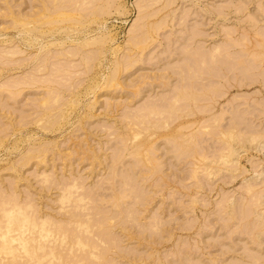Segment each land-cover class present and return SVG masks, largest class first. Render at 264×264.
Listing matches in <instances>:
<instances>
[{"label": "rangeland", "instance_id": "obj_1", "mask_svg": "<svg viewBox=\"0 0 264 264\" xmlns=\"http://www.w3.org/2000/svg\"><path fill=\"white\" fill-rule=\"evenodd\" d=\"M58 7L62 9L59 12L66 11L74 15V18L80 17V21L74 19V22H68V19H62V22L54 21V25L46 23L45 26L39 22L40 26L35 23L38 22L35 19L31 24L32 18L38 17L39 12L44 14L45 10H49L53 16L60 10ZM263 10L264 0H0V191L3 187V193L7 190L4 197L7 198L6 194L11 197L9 193L13 192L12 188L17 187L15 196H21V202L25 200L28 203V200H33V203L36 199L33 204L43 212L42 214L50 215L54 221L57 220L55 222L61 220V228L63 223H66L65 227L74 226L75 231H70L73 234L78 232L79 227L78 225L76 228L74 223L73 209L76 205L79 209V205L84 204L86 209L83 206L81 207L84 209H79L82 213L75 207L80 212L77 217L87 221L92 219L94 226L89 229L103 233L93 235L94 232L84 226L88 232L84 231L78 235L87 236L88 240L91 238L94 244H98L95 245L98 246L95 247L98 251L95 250L97 252L94 253L100 252L101 255L105 250L104 256L99 255L102 259L94 261L90 255H86L88 252H85L84 247L79 246L78 250L77 245L73 246V254L76 250H83L82 256L89 257L87 259L75 255L77 259L82 258L84 264H264V202L261 205L259 201L253 200L255 190L257 195H264V145H261L264 142L262 139L257 145V141L249 140L251 135L263 134L259 133L261 130L264 132V59L261 60L262 63L259 60L264 52H261L264 47ZM20 16L24 17L23 20L29 18L26 21H32H28L27 26L25 22L24 27ZM13 17H17V20ZM74 24L76 25L73 26ZM132 29H136L134 31L137 33L131 32ZM192 36L196 37V40ZM95 37H103V40L98 39L102 42L99 43ZM200 38L203 40H199ZM90 39L94 41L91 42ZM84 42L93 44L87 45ZM216 46L219 51L223 49L221 55L219 51L216 54L219 58L212 54L216 53L213 50ZM15 49H18V53L13 56L14 53L11 52V56L8 55L9 51L15 52ZM4 52L7 57L3 56ZM196 52V55H192ZM245 52H248L247 55ZM256 55L261 57L255 58ZM214 57L216 59H213ZM201 71H205L204 74ZM179 92H188L189 98H186L193 99L192 102L189 100L190 103H187L185 96L183 100V94ZM177 93L179 97L182 96L177 97ZM191 95H195L197 100L194 101ZM174 97L179 102L174 103ZM42 98H48L51 103L47 99L48 103L44 104L46 100ZM71 102L73 104L70 105ZM188 108L191 109L190 114L185 111ZM208 108H212L211 114L207 111L211 110ZM160 110L162 114L156 115ZM59 114H62V117H59ZM141 116L143 119H140ZM42 117L47 126H40L43 123L39 121ZM222 117L224 119L221 120ZM49 118L59 123L53 124L55 122L52 121L54 127H49ZM138 119L151 122H146V125L144 121L139 122L143 123L142 127H139L140 125H134L133 122ZM164 121L170 124L167 126ZM229 125L235 129L229 127L231 129L225 130H234L238 134V130H241L240 135H245L239 138L243 144L235 139L238 145L234 139L230 140L231 138L228 140L233 143L223 142L226 139L221 136L220 130L224 131L222 126ZM150 126L156 131H152V127L148 130ZM130 127L136 132L138 130L140 134L135 133L136 136H133L134 130H129ZM209 127L215 128L210 130L212 128ZM251 129L254 130L253 134H250ZM179 131L183 134L182 139L180 135H175ZM190 133L192 137L194 135V139L189 138L187 141ZM170 134L174 135L169 137ZM129 135L133 136V141L139 138L135 144L132 142L133 149L126 142ZM173 136L176 138L173 139ZM234 137L238 140L239 136ZM145 139H150V145ZM140 140L142 141L138 145ZM129 141L131 144L132 140ZM180 141L185 145L182 146ZM143 142L146 143L142 144ZM225 143L229 144V147H226ZM135 145L147 146L141 150ZM224 146L228 150H224ZM230 146L235 150L231 148L233 151L229 154ZM147 148L153 149L149 150L153 155L150 157L155 160L152 166L143 164L146 161L142 156V162L138 161L133 152L141 150L140 152L146 151L149 155ZM31 150L37 151L34 154H38V150L39 153L45 150L46 153H42L47 155L45 161L42 160L41 163L30 159L32 161L26 163L25 160L34 155ZM220 153H228L226 162L219 158ZM39 155L37 157L41 160L43 156ZM35 157L34 155L33 159H37ZM36 161L40 163L34 164ZM212 163L214 165H210ZM211 168L215 174L208 173ZM45 174H49L47 176L53 181L51 182ZM252 178L254 184L250 180ZM72 180H79L81 184H85L84 188L71 187ZM58 181H61L59 183L68 191L80 188L81 191H71L73 194L69 195L66 190L65 195L71 198L62 200L60 192L63 185H57ZM64 183L72 189L67 188ZM251 183L256 185L253 186L255 189L247 192ZM2 192L0 200L3 197ZM80 192H85L81 197L87 196L84 201L74 199L79 198ZM1 209L0 213L3 212ZM254 209L258 210L254 212ZM68 210L72 212V217H67ZM76 210L74 212L77 213ZM3 216L4 213L2 220L5 218ZM110 217L111 223L105 224L104 222H109L107 219ZM68 218H72V225H68L71 219L66 222ZM1 224L3 223L0 222ZM100 224H109L111 228ZM14 227L19 231L23 229L20 222ZM81 228L78 233L84 230ZM66 230L64 231L69 233L70 229ZM13 232L9 233L10 237L6 235L3 238L0 235V241L3 242L2 238L14 237L12 234L17 236L16 238L21 236L18 231ZM22 232V236H29L30 227ZM97 235L101 236L100 240ZM17 241H11L10 245L21 247L20 241ZM47 241L44 243L49 244ZM106 249L111 250L108 253ZM2 250L0 261L3 262V258L8 260L7 257L11 254L5 249ZM64 250L70 252L68 248ZM22 252L24 253L22 248L20 252L17 251L19 255ZM73 254L69 253V256ZM20 256L19 259L23 258ZM24 256L27 257L26 254ZM70 257L69 261H78L76 257H71L73 260ZM65 258L68 261V258ZM20 261L25 264L30 262L27 259V262L24 259Z\"/></svg>", "mask_w": 264, "mask_h": 264}, {"label": "bare ground", "instance_id": "obj_2", "mask_svg": "<svg viewBox=\"0 0 264 264\" xmlns=\"http://www.w3.org/2000/svg\"><path fill=\"white\" fill-rule=\"evenodd\" d=\"M73 1H75V0H73ZM92 1V0H91ZM232 1H235V0H232ZM57 2V1H56ZM59 2V1H58ZM79 2V1H78ZM86 2V1H85ZM89 1H87L86 3H88ZM112 2V1H111ZM247 2V1H246ZM62 3V2H61ZM67 3H68V1H67ZM248 3V2H247ZM44 4V3H43ZM54 4V3H53ZM63 4H64V1H63ZM76 4V3H75ZM103 4V3H102ZM107 4V3H106ZM113 4H114V2H113ZM239 4V3H238ZM251 4V3H250ZM9 5V4H8ZM45 5V4H44ZM55 5V4H54ZM60 5H62V4H60ZM65 5V4H64ZM78 6V5H77ZM109 7L111 6V5H108ZM248 6V5H247ZM99 7V6H98ZM73 8V7H72ZM101 8V7H100ZM43 10H44V8H42ZM51 9V8H50ZM58 9H60V7H58ZM81 9V8H80ZM225 9H227V8H225ZM9 10H10V8H9ZM40 10V9H39ZM67 10V9H66ZM72 10H74V9H72ZM108 10V9H107ZM239 10V9H238ZM238 10H236L237 12H238ZM47 11H49V10H47ZM46 10H45V13L47 12ZM55 11V10H54ZM56 11H57V8H56ZM56 11L54 12V13H56ZM59 11H62V9H60V10H58L57 12V14H55V15H51L50 14V11L48 12V14H41L40 12L38 13V17L37 16H35L33 13H32V15H34L35 17L34 18H32L33 19V21L31 20V18H30V20L32 21H29V20H27L26 21V19H29V18H25V20H23L24 19V17L22 18L21 16V18H22V20L24 21L23 22V24H22V21H21V24L24 26V27H26L27 25H28V21H29V23L31 22V24H33L34 23V20L36 19V21H38V22H35V23H37L38 25H40L39 24V22L41 23V25H45L46 23H49L50 25H54L56 22H54V21H59V22H62V19H64V20H66L67 21V19L69 20L68 22H71V21H75L74 19H76V20H78V21H80L79 19H81L80 17H79V19H77V17L75 16V18H74V15H72V14H68L66 11H64V12H59ZM76 11V10H75ZM258 11V10H257ZM264 11V10H263ZM38 12V11H37ZM95 12H97V11H95ZM101 12V11H100ZM221 12V11H220ZM235 12V11H234ZM53 13V11H52V14H54ZM106 13V12H105ZM20 14V13H19ZM81 14V13H80ZM95 14V13H94ZM222 14V13H221ZM238 14V13H237ZM225 15V14H224ZM226 15H227V13H226ZM225 15V16H226ZM232 15V14H231ZM230 15V16H231ZM259 15L260 14H258V16L257 17H259ZM24 16V15H23ZM26 16V15H25ZM82 16H84V14L82 15ZM96 16V15H95ZM256 16V15H255ZM19 17V18H20ZM37 17V18H36ZM143 17V16H142ZM142 17H141V19H142ZM13 18H15V17H13ZM19 18H18V21H19ZM253 18H254V16H253ZM262 18V17H261ZM89 19H91V18H89ZM222 19V18H221ZM14 20H17V17L14 19ZM61 20V21H60ZM18 21H16V22H18ZM43 21H44V23H43ZM11 22H13V21H11ZM26 22V26H25V23ZM51 22H52V24H51ZM67 22V23H68ZM14 23H15V21H14ZM20 23V22H19ZM254 23V22H253ZM58 24H61V23H58ZM58 24H56V25H58ZM88 24V23H87ZM90 24V23H89ZM19 25V24H18ZM22 25H20V26H22ZM40 25V26H41ZM47 25V24H46ZM45 25V26H46ZM76 24H74L73 26H75ZM143 25V24H142ZM257 25V24H256ZM22 26V27H23ZM33 26V25H32ZM36 26V25H35ZM60 26V25H59ZM15 27V26H14ZM19 27V26H18ZM30 27V26H29ZM263 27V26H262ZM43 28V27H42ZM60 28V27H59ZM76 28V27H75ZM30 29V28H29ZM33 30H34V28H32ZM77 29V28H76ZM138 29V28H137ZM24 30V29H23ZM26 30H28V29H26ZM35 30H38V29H35ZM39 30H41V29H39ZM133 31H131V32H133V33H137V32H135L134 30H136V29H132ZM142 30H143V28H142ZM30 31H31V29H30ZM65 31V30H64ZM140 31V30H139ZM33 32V31H32ZM36 32H38V31H36ZM50 32V31H49ZM52 32V31H51ZM72 32V31H71ZM55 33V32H54ZM58 33V32H57ZM73 33V32H72ZM262 33V32H261ZM194 34H196V33H194ZM200 34V33H199ZM231 34V33H230ZM41 35V34H40ZM52 35V34H51ZM55 35V34H54ZM68 35V34H67ZM262 34H260V36H261ZM138 37H139V35H137ZM199 36H201V34L199 35ZM199 36H197V37H199ZM98 37V36H97ZM104 37V36H103ZM103 37L102 38H100V40H103ZM107 37V36H106ZM105 37V38H106ZM130 37V36H129ZM135 37V36H134ZM137 37V38H138ZM147 37V36H146ZM96 38V37H95ZM95 38H94V40H95ZM98 38V39H99ZM131 38H133V37H131ZM192 38H194L193 36H192ZM196 38V37H195ZM194 38V39H195ZM97 39V38H96ZM97 39V40H98ZM140 39V38H139ZM193 39V40H194ZM232 39V38H231ZM247 39V38H246ZM94 40H92V41H94ZM97 40H95L94 42H96ZM100 40H98L99 41V43L100 42H102V41H100ZM134 40H137V39H134ZM192 40V39H191ZM191 40H189V41H191ZM196 40V39H195ZM199 40H203V38H200ZM228 40V39H227ZM262 40H263V38H262ZM89 41H91V39L89 40ZM91 41V42H92ZM186 41H188V39L186 40ZM247 41H248V39H247ZM87 42V41H86ZM86 42H84L85 44H87V45H90V44H93V43H86ZM132 42H135V41H132ZM141 42V41H140ZM143 42V41H142ZM262 42V41H261ZM145 43V42H144ZM190 43V42H189ZM193 43V42H192ZM235 43V42H234ZM263 43V42H262ZM52 44V43H51ZM130 44H132L131 42H130ZM129 44V45H130ZM135 44H136V42H135ZM229 44V43H228ZM245 44V43H244ZM260 44V43H259ZM53 45V44H52ZM55 45V44H54ZM63 45V44H62ZM84 45V44H83ZM137 45V44H136ZM146 45V44H145ZM222 45H224V44H222ZM227 45V44H226ZM263 45V44H262ZM48 46H50V45H48ZM185 46H187V45H185ZM191 46V45H190ZM264 46V45H263ZM133 47H134V45H133ZM196 47V46H195ZM219 47H222V46H220L219 45ZM184 48H186V47H184ZM202 48V47H201ZM223 48V47H222ZM234 48H235V46H234ZM246 48V47H245ZM254 48V47H253ZM262 48H264V47H262ZM262 48H261V52H263L264 50H262ZM79 49V48H78ZM144 49V48H143ZM199 49V48H198ZM213 49V48H212ZM226 49V48H225ZM224 49V50H225ZM228 49V48H227ZM226 49V50H227ZM231 49H232V47H231ZM16 51L14 52V51H9V54L8 55H10L11 56V52H12V54H13V56L16 54V52L18 51V49H15ZM141 50V49H140ZM182 50V49H181ZM213 50H215L216 51V53H213L212 52V54H213V56H215V57H218L219 55H221L222 54V52H221V50H223V49H221L220 51L218 50V48H217V46H216V48L215 49H213ZM243 50V49H242ZM255 50V49H254ZM91 52L93 51V50H90ZM201 51V50H200ZM209 51V50H208ZM219 51V52H218ZM20 52V51H19ZM72 52V51H71ZM88 52H89V50H88ZM193 52V51H192ZM198 52V51H197ZM197 52L195 53V54H192V55H196L197 54ZM204 52V51H203ZM220 53L219 55H216V54H218V53ZM225 52V51H224ZM249 52V51H248ZM248 52H245L246 53V55H247V53ZM250 52H252V51H250ZM5 54H3V56H6V52H4ZM18 53V52H17ZM69 53H70V51H69ZM97 53V52H96ZM142 53V52H141ZM183 53H185V52H183ZM255 53V52H254ZM257 54L259 53V52H256ZM255 53V54H256ZM66 54V53H65ZM83 54V53H82ZM189 54H191V52H189ZM199 54V53H198ZM203 54V53H202ZM202 54H200V55H202ZM208 54V53H207ZM236 54V53H235ZM250 54V53H249ZM253 54V53H252ZM263 54V55H262ZM259 53V55H262V58L261 59H259L260 57H258L257 55L256 56H254L255 58H258L260 61L262 60L263 61V56H264V52L263 53ZM7 55V56H8ZM72 55V54H71ZM97 55V54H96ZM142 55V54H141ZM187 55V54H186ZM226 55V54H225ZM6 56V57H7ZM12 56V57H13ZM68 56V55H67ZM206 56V55H205ZM212 56V57H213ZM235 55H233V57H234ZM17 57V56H16ZM186 57V56H185ZM206 57H208V56H206ZM213 58V59H216V58ZM220 57V56H219ZM218 57V58H219ZM237 57V56H236ZM11 58V57H10ZM90 58V57H89ZM129 58V57H128ZM192 58V57H191ZM209 58H210V56H209ZM217 58V59H218ZM221 58H222V56H221ZM228 58V57H227ZM13 59V58H12ZM136 59V58H135ZM201 59V58H200ZM211 59V58H210ZM209 59V60H210ZM16 60V59H15ZM228 60V59H227ZM226 60V61H227ZM231 60V59H230ZM234 60H236V59H234ZM1 61H3V60H1ZM12 61V60H11ZM89 61V60H88ZM94 61V60H93ZM204 61H207V60H205L204 59ZM246 61V60H245ZM262 61L260 62V63H262ZM10 62V61H9ZM82 62H84V61H82ZM231 62H233V60H231ZM231 62L230 63H228L229 65L231 64ZM243 62V61H242ZM251 62V61H250ZM254 62H255V60H254ZM258 62V61H257ZM136 63V62H135ZM138 63V62H137ZM204 63V62H203ZM212 63V62H211ZM220 63V62H219ZM205 64H206V62H205ZM217 64V63H216ZM222 64V63H221ZM221 64H220V66H221ZM90 65V64H89ZM203 66H204V64H202ZM212 65H214V64H212ZM87 66V65H86ZM233 66H235V65H233ZM252 66V65H251ZM45 67V66H44ZM126 67V66H125ZM214 67V66H213ZM259 67H260V64H259ZM7 68V67H6ZM42 68V67H41ZM222 68V67H221ZM44 69V68H43ZM42 69V70H43ZM173 69V68H172ZM192 69V68H191ZM201 69V68H200ZM199 69V70H200ZM203 69V68H202ZM225 69V68H224ZM234 69V68H233ZM245 69V68H244ZM41 70V69H40ZM87 70V69H86ZM116 70V69H115ZM118 70V69H117ZM116 70V71H117ZM178 70V69H177ZM181 70V69H180ZM190 70V69H189ZM192 70H194V69H192ZM219 70V69H218ZM38 71V70H37ZM216 71V70H215ZM220 71V70H219ZM236 71V70H235ZM239 71V70H238ZM258 71V70H257ZM115 72V71H114ZM189 72V71H188ZM202 72V71H201ZM203 72H205V71H203ZM202 72V73H203ZM206 72H208V71H206ZM217 72V71H216ZM250 72V71H249ZM1 73V72H0ZM200 73V72H199ZM239 73V72H238ZM245 73V72H244ZM244 73H242V74H244ZM2 74V73H1ZM179 74V73H178ZM204 74V73H203ZM264 74V73H263ZM113 76H115L114 75V73L112 74ZM172 75V74H171ZM181 75H183V73L181 74ZM180 75V76H181ZM197 75H199V74H197ZM209 75V74H208ZM237 75V74H236ZM240 75V74H239ZM253 75V74H252ZM249 76H251V75H249ZM256 76V75H255ZM183 77V76H182ZM186 77V76H185ZM213 77V76H212ZM224 77V76H223ZM258 77H260V76H258ZM214 78H216V77H214ZM230 78H231V76H230ZM253 78H255V77H253ZM111 79H113V78H111ZM110 79V80H111ZM219 79V78H218ZM232 79V78H231ZM242 79V78H241ZM251 79V78H250ZM116 80V79H115ZM170 80V79H169ZM183 80V79H182ZM205 80V79H204ZM235 80V79H234ZM256 80V79H255ZM34 81V80H33ZM109 82V80H106V82ZM118 81V80H117ZM163 81V80H162ZM256 81H258V80H256ZM27 82H29V81H27ZM112 83H114L113 81H111ZM110 82V83H111ZM118 82H120V81H118ZM243 82V81H242ZM31 83V82H30ZM33 83V82H32ZM35 83V82H34ZM41 83V82H40ZM109 83V84H110ZM116 83V82H115ZM167 83V82H166ZM169 83V82H168ZM264 83V82H263ZM95 84V83H94ZM108 84V83H107ZM118 84V83H117ZM116 84V85H117ZM111 85V84H110ZM218 85V84H217ZM246 85V84H245ZM262 85V84H261ZM113 86V85H112ZM264 86V85H263ZM22 87V86H21ZM96 87V86H95ZM183 87V86H182ZM188 87V86H187ZM204 87V86H203ZM244 87V86H243ZM204 88H206V87H204ZM224 88V87H223ZM96 89V88H95ZM192 89H193V87H192ZM217 89V88H216ZM215 89V90H216ZM74 90V89H73ZM219 90V89H218ZM21 91V90H20ZM96 91H98V90H96ZM137 91V90H136ZM176 91H178V89L176 90ZM217 91V90H216ZM186 92V91H185ZM189 92V91H188ZM188 92L187 93H182V92H179V93H181V94H183V96H182V98H183V100H184V96H185V98H186V96L188 97L189 95H188ZM209 91H207V93H208ZM174 93V92H173ZM189 93H191V92H189ZM199 93V92H198ZM212 93V92H211ZM213 93H215V92H213ZM12 94V93H11ZM21 94V93H20ZM184 94H186V95H184ZM57 95V94H56ZM175 95H176V93H175ZM201 95V94H200ZM221 95V94H220ZM261 95V94H260ZM19 96V95H18ZM180 96V97H181ZM194 96L195 95H191V97L192 98H194ZM213 96V95H212ZM222 96V95H221ZM13 97V96H12ZM47 97V96H46ZM176 97V96H175ZM175 97H174V99H175ZM177 97H179V95H178V93H177ZM179 97V98H180ZM197 97H199V96H197ZM49 98V97H48ZM48 98H42V100H46L45 102H44V104L45 103H51V101H49V99ZM55 98V97H54ZM178 98V99H179ZM189 98V97H188ZM188 98H186V101H187V103H190V102H192V100H190V99H188ZM196 98V97H195ZM194 98V99H195ZM221 98V97H220ZM47 99H48V102H47ZM52 99V98H51ZM50 99V100H51ZM206 99V98H205ZM212 99V98H211ZM214 99V98H213ZM41 100V101H42ZM56 100V99H55ZM177 99H175V100H173V102L175 103V102H179V100L178 101H176ZM183 100H182V102H183ZM190 100V102H188ZM197 99H195L194 101H196ZM255 100V99H254ZM54 101V100H53ZM180 101H181V99H180ZM211 101V100H210ZM74 102V101H73ZM199 102V101H198ZM212 102V101H211ZM211 102H208V103H211ZM242 102H244V101H242ZM53 103V102H52ZM173 103V104H174ZM206 103V102H205ZM66 104H68V103H66ZM71 104H73L72 102L70 103V105ZM168 104V103H167ZM243 104V103H242ZM43 105V104H42ZM47 105V104H46ZM169 105V104H168ZM176 105V104H175ZM178 105V104H177ZM179 105H181V104H179ZM196 105V104H195ZM202 105V104H201ZM241 105V104H240ZM244 105V104H243ZM242 105V106H243ZM66 106V105H65ZM174 106V105H173ZM194 106V105H193ZM210 106H212V105H209V107ZM213 106H215V105H213ZM73 107V106H72ZM170 107V106H169ZM226 107V106H225ZM153 108V107H152ZM171 108H173V107H171ZM200 108V107H199ZM213 108V107H212ZM212 108H208V109H211V110H207V111H209L210 112V114H211V111H212ZM241 108V107H240ZM245 108V107H244ZM48 109H49V107H48ZM156 109H158V108H156ZM182 110V109H181ZM191 109L190 108H188V110H185V111H188V113L187 114H190L189 113V111H190ZM234 110V109H233ZM257 110V109H256ZM255 110V111H256ZM152 111V110H151ZM167 111V110H166ZM170 111V110H169ZM172 111V110H171ZM183 111V110H182ZM184 111V112H185ZM206 111V112H207ZM244 111H246V110H244ZM149 112V111H148ZM162 111L160 110L159 111V113H156V111L154 112V113H156V115H159L160 113H161ZM176 112H178V111H176ZM184 112L182 113V114H184ZM191 112V111H190ZM208 112V113H209ZM213 112V111H212ZM226 112V111H225ZM243 112V111H242ZM60 113V112H59ZM64 113V112H63ZM140 113V112H139ZM151 113V112H150ZM153 113V114H154ZM164 113V112H163ZM172 114H174L173 112H171ZM194 113V112H193ZM260 113H263V112H260ZM162 114V113H161ZM186 114V115H187ZM210 114H208V115H210ZM244 114V113H243ZM56 115V114H55ZM60 116L59 117H62V114H59ZM65 115V114H64ZM95 115V114H94ZM142 115V114H141ZM148 115H149V113H148ZM155 115V114H154ZM155 115V116H156ZM165 115H167V114H165ZM185 115V114H184ZM194 115V114H193ZM227 115H229V113L227 114ZM43 116H45V115H43ZM144 116V115H143ZM143 116H141V118L140 119H143ZM149 116H151L152 117V115H149ZM163 116V115H162ZM173 116V115H172ZM180 116V115H179ZM178 116V117H179ZM183 116V115H182ZM192 116V115H191ZM191 116H189V117H191ZM246 116V115H245ZM45 117H47V116H45ZM58 117V115L57 116H55V118H57ZM64 117V116H63ZM89 117V116H88ZM135 117V116H134ZM148 117V116H147ZM146 117V118H147ZM224 117V116H223ZM221 118V120L222 119H224V118ZM235 117V116H234ZM254 117L256 118V115H254ZM130 118V117H129ZM128 118V119H129ZM137 118H139V117H137ZM145 118V117H144ZM167 118H168V116H167ZM172 118V117H171ZM176 118V117H175ZM174 118V119H175ZM212 118V116L210 117V119ZM214 118V117H213ZM217 118V117H216ZM231 118V117H230ZM240 118V117H239ZM51 118H49V119H47V120H49V123L50 124H48V126L49 127H52L53 125L51 124V122L53 121V122H55V123H53V124H57V123H59V122H57L56 123V121L55 120H50ZM54 119V118H53ZM131 119H135V118H132L131 117ZM151 119V118H150ZM156 119V118H155ZM209 119V120H210ZM44 121V118L42 117V119H40L39 121ZM47 120H45L46 122H47ZM147 119H145V121L144 120H140L139 121V119H138V121H133L134 123V125H140L139 127H142V124L143 123H139V122H145L144 124L146 125L148 122H151L150 120L148 121H146ZM160 120H161V118H160ZM167 121H168V119H166ZM208 120V121H209ZM215 120V119H214ZM220 120V121H221ZM245 120V119H244ZM42 121V122H43ZM59 121V120H58ZM63 121V120H62ZM42 122H40V123H42ZM61 122V121H60ZM127 122H129L130 124L132 123V121L130 122V121H127ZM136 122H138V124L136 123ZM147 122V123H146ZM164 122H166V121H164ZM169 122V121H168ZM216 122H217V120H216ZM234 122H236V121H234ZM48 123V122H47ZM159 123V122H158ZM167 123V122H166ZM214 123H215V121H214ZM39 124V123H38ZM127 124V123H126ZM168 124H170V123H167L166 125L168 126ZM210 124H212V123H210ZM209 124V125H210ZM238 124V123H237ZM45 126L46 125V123L45 122H43L42 124H40V126ZM51 125V126H50ZM59 125V124H58ZM133 125V126H134ZM149 125H150V123H149ZM153 125V124H152ZM163 126H165L164 124H162ZM215 125H216V123H215ZM220 125V124H219ZM219 125H217V127L219 126ZM231 126H234V127H236V128H240V127H237V125H234V124H230ZM228 126V127H225V126H222L223 128H224V131L221 129H219L221 132V136L224 138V139H226L225 141H223V142H229V144H231V143H233V142H231V141H229L228 139H230V140H232V139H234V142L235 143H242L243 144V142H241L240 140H239V138L240 137H242L240 134H241V130H238L239 131V133L240 134H238V133H236V132H234V130L232 131H230V130H225L226 128H229V127H231V126ZM253 125V124H252ZM47 126V125H46ZM148 126V125H147ZM154 126V125H153ZM153 126H150V127H148L149 129L148 130H150L151 129V127H152V131L154 130V128H153ZM161 126V125H160ZM238 126H240V125H238ZM241 126H244V125H241ZM54 127V126H53ZM122 128H123V126H121ZM144 127H146V126H144ZM156 127H158L157 125H156ZM216 127V128H217ZM264 127V126H263ZM45 128H47V127H45ZM186 128V127H185ZM209 128H212V129H210V130H213L215 127H209ZM232 129H235V128H233V127H231ZM231 128H229V129H231ZM58 129V128H57ZM132 128L130 127V129L129 130H131ZM137 129H138V127H137ZM141 129V128H140ZM139 129V130H140ZM147 129V128H146ZM155 129H157V128H155ZM254 130H255V127L253 128ZM47 130V129H46ZM49 130V129H48ZM132 130H134V129H132ZM148 130H145V131H147L148 132ZM237 130H235V131H237ZM254 130H252L251 129V133L250 134H253V132H254ZM264 130V129H263ZM144 131V130H143ZM152 131H150V133L152 132ZM154 131H156V130H154ZM237 131V132H238ZM130 133H131V131H129ZM134 134L136 133H138V134H140V132H138V130H137V132H136V130H134V131H132ZM142 132V131H141ZM209 132V131H208ZM211 132V131H210ZM228 132H229V134H228ZM233 132V133H232ZM256 132L257 131H255V134H256ZM154 133L155 132H153V135H154ZM158 133V132H157ZM180 133V134H179ZM182 132L181 131H179V132H177L175 135H178V137H179V135H180V137L181 136H183V134H181ZM218 133V132H217ZM235 133H236V135H235ZM242 133H243V131H242ZM259 133H263L264 134V132L261 130V132H259ZM121 134V133H120ZM133 134V136H136V134L134 135ZM145 135H146V133H144ZM149 134V133H148ZM160 134V133H159ZM189 134V133H188ZM188 134L186 135V136H188ZM238 134V135H237ZM258 134V133H257ZM256 134V136H254V135H251L250 136V141H257L258 143H257V145L258 144H260V142H262V139H263V142H264V135L263 134H260V135H257ZM122 135V134H121ZM172 135H174V134H170V136L169 137H172ZM130 136V135H129ZM132 136V135H131ZM127 137L128 139H127V143L129 144V146L132 148V147H134V144L137 142V140L139 139H135L136 141H133V139L134 138H132V137ZM137 136H139V135H137ZM191 136V137H190ZM190 136L189 137H184V138H186V140L188 141V139L190 138H193L194 139V135H193V137H192V135H191V133H190ZM209 136H211V135H209ZM234 136H239L238 137V140H237V138L236 137H234ZM245 136V135H244ZM243 136V137H244ZM261 136H263V137H261ZM141 137V136H140ZM145 137V136H144ZM168 137V136H167ZM168 137V138H169ZM174 137L175 136H173V139H174ZM220 137V136H219ZM135 138H137V137H135ZM142 138V137H141ZM140 138V139H141ZM152 138H154V137H152ZM176 138V137H175ZM183 137H181L180 139H182ZM218 138V137H217ZM216 138V139H217ZM129 139H131L132 141H131V144H130V141H129ZM221 139V138H220ZM220 139H218V140H220ZM235 139H236V141H235ZM149 140L150 139H148V141L145 139V141H147L148 143H149V145H150V142H149ZM183 140H185V139H183ZM182 140V141H183ZM186 140L184 141V142H186ZM192 140V139H191ZM248 140V139H247ZM129 141V142H128ZM141 141L142 140H140L139 142H138V145H139V143H141ZM144 141V140H143ZM182 141H180V142H182ZM220 141H222V140H220ZM134 144H133V143ZM153 141H151V143H152ZM179 142V143H180ZM189 142H190V140H189ZM194 142V141H193ZM144 143H146V142H143L142 144H144ZM155 144H156V142H154ZM222 143V142H221ZM237 143V144H238ZM2 144V143H1ZM124 144V143H123ZM133 144V145H132ZM142 144H140V145H142ZM154 144V145H155ZM227 146L226 147H229V144H227V143H225ZM132 145V146H131ZM138 145H135V146H138ZM181 145L183 146V145H185L183 142L181 143ZM236 145V144H235ZM239 145V144H238ZM261 145H264V144H261ZM125 146V145H124ZM145 146H147V145H145ZM145 146L143 145L142 147L141 146H138V148L140 147L141 148V150H142V148L144 147L145 148ZM158 146V145H157ZM232 146H234V144L232 145ZM129 147V148H130ZM149 147V146H148ZM152 147V146H151ZM225 147V146H224ZM223 147V148H224ZM224 148V150L226 149V150H228L227 148ZM236 147V146H235ZM262 147V146H261ZM137 148V147H136ZM137 148V149H138ZM139 148V149H140ZM154 148V147H153ZM159 148V147H158ZM192 148V147H191ZM231 148H233L234 149V147H231L230 146V149H229V154H230V152H231V150L233 151V149H231ZM39 149H44V148H39ZM126 149V148H125ZM133 149V148H132ZM131 149V150H132ZM148 149V148H147ZM146 149V150H147ZM152 149V148H151ZM150 148L147 150L148 152V154L149 155H147L146 154V151H144L145 153H143V152H140L141 150H136L137 152H135L134 150H133V152H134V154H135V157H136V159L139 161L140 160V158H142V157H144L143 159L146 161V162H143V164L144 163H148V165H150L151 164V166L153 165V164H155L154 163V161L155 160H153L152 159V157H153V155H151V151L149 152V150H151ZM192 149H194V148H192ZM261 149V148H260ZM144 150V149H143ZM153 150V149H152ZM235 150V149H234ZM32 151V153L34 154V153H37V151L36 152H33V150H31ZM31 151H29L30 153H31ZM41 151V150H40ZM43 151V150H42ZM40 152L41 153V155H39L40 153H39V150H38V154H34L36 157L35 158H37V159H33V157H34V155H32V153H31V155L33 156V157H30V158H28L27 160H25L26 161V163H28L27 161H29L30 159H32V160H37V161H40L41 163H42V160H43V162L45 161V157H47V155H44L46 152H45V150L43 151V152ZM124 151H126V150H124ZM155 151H157V150H155ZM236 151H237V148H236ZM45 152V153H44ZM93 152V151H92ZM130 152H132V151H130ZM179 152H180V150H179ZM226 152V151H225ZM235 152V151H234ZM42 153H44L43 155H42ZM136 153H139L140 155L138 156ZM154 153V152H153ZM156 153V152H155ZM194 153H196V152H194ZM221 153H223L222 151H221ZM221 153H220V155H221ZM144 154H146V155H144ZM157 154V153H156ZM31 155H29V156H31ZM43 156L42 158H41V160H40V157H37V156ZM130 155V154H129ZM144 155V156H143ZM219 155V158H222L223 160L222 161H227V158H226V155L229 157V155H228V153L226 154V153H224V154H222L221 156ZM93 156V155H92ZM120 156V155H119ZM133 156V155H132ZM137 156H138V158H137ZM142 156V157H141ZM150 156H152V157H150ZM28 157V156H27ZM124 157V156H123ZM192 157H193V155H192ZM120 158V157H119ZM217 158V157H216ZM238 158V157H237ZM98 159V158H97ZM106 159V158H105ZM194 159V158H193ZM192 159V160H193ZM200 159V158H199ZM32 160H30V161H32ZM91 160V159H90ZM136 160V161H137ZM152 160H153V162H152ZM160 160V159H159ZM219 161H220V159H218ZM34 162V164H37L38 165V163H40V162ZM47 161V160H46ZM135 161V162H136ZM141 162H142V160H140ZM158 161V160H157ZM156 161V162H157ZM195 161V160H194ZM149 162H152V163H149ZM193 162V161H192ZM199 162V161H198ZM215 162V161H214ZM25 163V162H24ZM31 163V162H30ZM139 163V162H138ZM32 164H33V162H32ZM158 164V163H157ZM21 165V164H20ZM24 165V164H23ZM40 165V164H39ZM137 165H139V164H137ZM141 165H142V163H141ZM145 165H147V164H145ZM144 165V166H145ZM193 165H195L194 163H193ZM210 165H214L213 163L212 164H210ZM216 165V164H215ZM13 166V165H12ZM92 166V165H91ZM94 166V165H93ZM206 166H208V165H206ZM11 167V166H10ZM15 167V166H14ZM12 169H14L13 167H11ZM11 168H9V169H11ZM151 168V167H150ZM210 168V167H209ZM208 168V169H209ZM215 168V167H214ZM230 168V167H229ZM207 169V168H206ZM216 169V168H215ZM236 170V169H235ZM152 171V170H151ZM209 171V170H208ZM214 171L212 170V168H211V170H210V172H208V173H212V174H215V173H213ZM232 173V172H231ZM233 173H235V172H233ZM42 174L44 175V172H42ZM155 174V173H154ZM46 175V174H45ZM47 175H49V174H47ZM46 175V176H47ZM192 175H193V173H192ZM208 175V174H207ZM48 178H49V176H47ZM57 177V176H56ZM151 177V176H150ZM195 177V176H194ZM48 178L46 179V178H44L45 180H48ZM55 178V177H54ZM257 179V178H256ZM49 180H51V182L53 181L51 178H49ZM58 180V179H57ZM67 180V179H66ZM250 180H254L253 178L252 179H250ZM65 181V180H64ZM73 181H75V182H73ZM77 180H72V181H70L71 183H70V186L71 187H82V188H84L83 186L85 185H83V184H81L80 183V181L78 180L77 182H76ZM257 181V180H256ZM47 182V181H46ZM59 182H61V181H58V184L57 185H63V184H60ZM73 182V183H72ZM2 183V182H1ZM67 183H69V182H67ZM66 183V184H67ZM253 184H254V181L252 182ZM250 184V185H248V191L247 192H249V191H254V187L256 186V185H253V184ZM65 184V183H64ZM65 184V186L67 187V188H71V187H68V184L66 185ZM79 184V185H78ZM249 184V183H248ZM14 186H16V184H13ZM19 184H17V186H18ZM81 185V186H80ZM12 186V185H11ZM60 186V187H61ZM254 186V187H253ZM1 187V186H0ZM13 187V186H12ZM12 187H10V188H12ZM15 188H17V187H15ZM15 188H12V189H10V190H12V191H10V192H12V193H9L10 194V196L11 197H9L8 196V194H6L7 195V198L6 197H4V193L6 192L7 193V190H5V192L3 193L2 191H4V187H3V190L2 191H0V192H2L3 194V197H2V200L3 199H6V200H0V201H2L1 202V207L0 208H2L1 209V211H3L2 213H4V216L3 217H5V218H3V220H2V213H0L1 214V220H0V222L1 223H3V224H1L0 225V235H1V237H6V235H9V233H12L13 231H18L19 233H20V235L22 236V234H24V232H22L23 230H26V228L29 226L30 227V231H31V233L29 234V236H26V235H24V236H20V237H18V238H16L17 236H15L14 234H12V236H14V237H11V238H8V239H3L2 238V240H3V242H1L0 241V251H3L2 249H5V250H7L8 252V254H11L10 256H8L7 258H8V260H5V258H3V262L2 261H0V264H21V262L22 261H20L19 262V260H21V259H24V261H26V259H27V261H29L30 260V262L32 261V263L31 264H84V262L83 261H81L82 260V258H80V259H77V257H85V256H82L83 254H84V252L82 253V251L83 250H81V248L82 247H84L85 249V252L87 253L86 255H90L92 258L91 259H98L99 260V258L100 259H102L101 257L102 256H104V254H103V252L105 251V250H103L102 251V254L100 255V252H98V253H94V252H97L98 250V248L97 249H95V247H98V246H95V245H98V244H94V242L91 240V238H89V240H88V238H87V236H84L83 235V237L80 235V237H79V235L78 234H82L86 229L85 228H87L88 227V229L90 228L91 229V227L90 226H94V223H93V221H91L92 219H90V220H85V219H83V220H81V218L80 217H77V215L78 216H80L78 213H80L81 211L80 210H82V209H84L83 207H85V206H83L84 204H82V205H79V209H78V206L76 207V209H78L80 212H78V210H76L75 209V207H74V209L73 208H71V209H73V215H74V217H73V220L75 219V221H74V223L77 225L76 226V228L78 227V225H79V227L77 228V231L79 232V228L80 227H82L81 229H84L83 231H81L80 230V233H78V232H75V234L77 235H75V234H73L72 232L70 233V231H75L74 229H73V227L74 226H71V228L69 227H65L64 225H66V223H63L64 225L62 226L63 228H61V225H60V222H61V220L59 221L58 220V222H55V221H57V220H55L54 221V219L52 218V217H50V215H45V214H42L43 212H40L38 209V207H36L35 206V204H33L34 202H36V199H35V201L32 203V201H27L28 203H26L25 202V200H23L22 202H23V204H22V202H21V200L19 199V198H21V196H19V198L17 197V196H15ZM62 189V191L60 192V193H62V196H61V199L62 200H65V198L66 199H70L71 198V196H68V195H65L66 194V188H64V185L61 187ZM72 189V188H71ZM74 189V188H73ZM81 189V188H80ZM80 189H75V190H80ZM75 190H67L68 192H70V193H68L67 192V194H73V193H75L74 191ZM84 190V189H83ZM82 190V191H83ZM262 190V189H261ZM261 190H259L260 192H258V194H260L261 193ZM18 191V190H17ZM71 191H73V193H71ZM81 191V190H80ZM79 192V191H78ZM92 192V191H91ZM255 192H256V190H255ZM255 192H253L252 194H253V196L255 195V198L253 199L254 201L255 200H257V201H259L258 203H261V205H263L262 203L264 202V195L263 194H261V195H257ZM13 193H14V195H13ZM76 193H77V191H76ZM83 193H85V192H83ZM83 193H79L78 194V197L79 198H74V199H80V200H82V201H84V197H86L87 198V196H84V197H81V195L83 194ZM64 194V195H63ZM126 194V193H125ZM251 194V195H252ZM60 195V194H59ZM84 195V194H83ZM249 195V194H248ZM112 196H114V195H112ZM122 196V195H121ZM129 196V195H128ZM253 196H251L252 198H253ZM9 197V198H8ZM125 197V196H124ZM60 198V197H59ZM59 198H58V200H59ZM85 198V199H86ZM89 198V197H88ZM1 199V198H0ZM7 199H9V200H7ZM88 201H89V199H87ZM91 200V199H90ZM123 200V199H122ZM121 200V201H122ZM250 200V199H249ZM61 201V200H60ZM66 201H68V200H66ZM79 201V200H78ZM4 202V203H3ZM74 202V201H73ZM75 202H76V200H75ZM103 202V201H102ZM101 202V203H102ZM119 203H120V200L118 201ZM37 203H39V202H37ZM79 203V202H78ZM90 203H91V201H90ZM89 203V204H90ZM4 204V205H3ZM72 204H74V203H72ZM77 204V203H76ZM114 204H115V202H114ZM233 204V203H232ZM254 204H257V203H254ZM4 207H3V206ZM37 205V204H36ZM87 205V204H86ZM258 205V204H257ZM257 205H255V206H257ZM260 205V204H259ZM39 206V205H38ZM81 206H83V207H81ZM119 206V205H118ZM37 209H36V208ZM41 207V206H40ZM52 207V206H51ZM82 209H81V208ZM88 207H90V206H88ZM258 207V206H257ZM256 207V208H257ZM262 208V207H261ZM40 209H42V208H40ZM85 209H86V207H85ZM89 209V208H88ZM26 210H32V212L30 211V212H27ZM77 211V213L76 212H74V211ZM250 210H252V209H250ZM258 209H256V211H257ZM60 211V210H59ZM255 211V209H254V212H256ZM253 212V211H252ZM29 213V214H28ZM46 213H48V212H46ZM67 213V212H66ZM68 216L67 217H72L73 215H72V212L70 211V210H68ZM76 213V214H75ZM82 213V212H81ZM50 214V213H49ZM86 214V213H85ZM89 213H87L86 215H88ZM258 214L261 216L262 215V213L261 212H258ZM45 215V217H43ZM52 215V214H51ZM65 215V214H64ZM258 215V216H259ZM49 216V217H48ZM81 216H85V215H81ZM110 216V215H109ZM113 216V215H112ZM256 216V215H255ZM76 217V218H75ZM86 217V216H85ZM56 218V217H55ZM112 217H110L109 219H111ZM134 218V217H133ZM257 218V217H256ZM261 218V217H260ZM16 219H18L19 221H16ZM56 219H58V218H56ZM69 219H71L70 221H71V223H69L68 225H72V218H68L67 220L68 221H66V222H70L69 221ZM94 219V218H93ZM109 219H107L109 222H104L105 224L106 223H111L110 221H112V219L111 220H109ZM135 219V218H134ZM260 220V219H259ZM4 221V222H3ZM135 221V220H134ZM5 222H6V224H5ZM19 222H20V225L22 226V230H18L17 228H15L14 226H16V225H19ZM63 222V221H62ZM91 223H93V225H91ZM103 223V224H104ZM264 223V222H263ZM101 225V226H105V227H107L108 228V226H110L109 228H111V225ZM122 224V223H121ZM3 225V226H2ZM60 225V226H59ZM113 225H115V224H113ZM158 225V224H157ZM84 226H85V228H84ZM97 227H99V226H97ZM68 228V229H70L69 231H68V229L66 230V229ZM75 228V227H74ZM103 228V227H102ZM101 228V229H102ZM106 228V229H107ZM89 229V230H90ZM105 229V230H106ZM64 230H66V231H68L69 233H67V232H65ZM96 230V229H95ZM90 231H93V230H90ZM89 231V232H90ZM97 231H99V230H97ZM124 231V230H123ZM126 231V230H125ZM128 231V230H127ZM126 231V232H127ZM85 232H88V231H85ZM94 232V233H93ZM93 232H91V234L93 233V235H96V234H99L100 232H98V233H96L95 231H93ZM107 232V231H106ZM103 233V231L100 233V234H102ZM107 233H109V231L107 232ZM85 234V233H84ZM87 235L88 236H90L89 235V233H87ZM110 235V234H109ZM98 236V235H97ZM103 236V235H102ZM8 237H10V235L8 236ZM53 237V238H52ZM94 237V236H93ZM99 237H101V236H98L97 238L100 240V238ZM104 237H105V235H104ZM107 237V236H106ZM47 238H49V241H47ZM82 238H87L86 240L85 239H82ZM255 238V237H254ZM109 239V238H108ZM13 240H15V241H20V245H21V247H17L18 245H15L13 242V244L14 245H10V243H11V241H13ZM45 240L49 243V244H46V243H44L45 242ZM51 240H55V241H57V242H54L53 241V243H51L52 241ZM113 240V239H112ZM17 241V242H18ZM88 241V242H87ZM89 241H91L92 243H90ZM101 241L103 242L104 240H102V238H101ZM99 243H101V242H99ZM106 244V243H105ZM76 245H77V248L76 249H78L79 248V246H81V248H80V250L81 251H77L76 250V252L74 251V254H73V251H72V249L74 248L73 246H75L76 247ZM66 246H69V247H66ZM108 246V245H107ZM58 247H60L59 249H58ZM62 247V248H61ZM65 247V248H64ZM89 249H88V248ZM112 247H113V244H112ZM22 248V250H24V253L22 252V254H20L21 256H23V258H21V259H19V253H17V251L18 252H20V249ZM66 248H68L69 250H70V252H65V250L64 249H66ZM92 248H94L93 250L94 251H92ZM103 248V247H102ZM58 249V250H57ZM60 249H63L64 250V254H66V256H63L64 254L62 253L63 252V250H60ZM75 249V248H74ZM73 249V250H74ZM88 249V250H87ZM60 250V251H59ZM79 250V249H78ZM87 250V251H86ZM95 250H97V251H95ZM111 249H106V252H108V251H110ZM68 251V250H67ZM81 252V253H80ZM106 252H105V254H106ZM17 253V254H16ZM69 253L71 254H73V255H71V257H74L76 254H78V255H80L81 254V256H78L77 255V257H76V260H78V261H76V262H73L74 260V258L72 259L70 256H69ZM80 253V254H79ZM109 253V252H108ZM24 254H26V256L27 257H25L24 256ZM63 254V255H62ZM101 257H100V256ZM1 256V255H0ZM20 256V257H21ZM65 257H70V259H72L73 261H69V258H68V261H67V259L65 258ZM124 257V256H123ZM11 258V259H10ZM85 258H87V259H89V257L88 256H86ZM85 258H83V260H87V259H85ZM1 259V258H0ZM18 260V262H16L17 260ZM97 260V261H98ZM107 260V259H106ZM106 260H103V261H106ZM113 260V259H112ZM112 260H110V261H112ZM6 261V262H5ZM26 261V262H27ZM95 261V260H94ZM102 261V262H103ZM30 262H28V264H30ZM93 262V261H92ZM23 263V262H22ZM94 263V262H93ZM104 263H106V262H104ZM108 263V262H107ZM194 263V262H193ZM199 263V262H198ZM23 264H25V263H23ZM87 264H89V262H87ZM92 264V263H91ZM99 264H102V263H99ZM112 264V263H111Z\"/></svg>", "mask_w": 264, "mask_h": 264}]
</instances>
